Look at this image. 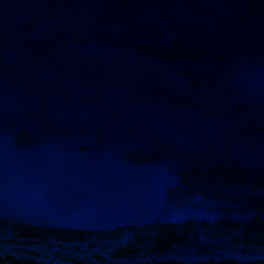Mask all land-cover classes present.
<instances>
[{
	"label": "water",
	"instance_id": "obj_1",
	"mask_svg": "<svg viewBox=\"0 0 264 264\" xmlns=\"http://www.w3.org/2000/svg\"><path fill=\"white\" fill-rule=\"evenodd\" d=\"M0 264H264V0H0Z\"/></svg>",
	"mask_w": 264,
	"mask_h": 264
}]
</instances>
